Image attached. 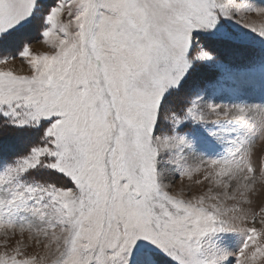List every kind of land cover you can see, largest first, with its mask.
Listing matches in <instances>:
<instances>
[{"label": "snow or ice", "instance_id": "6c2138e0", "mask_svg": "<svg viewBox=\"0 0 264 264\" xmlns=\"http://www.w3.org/2000/svg\"><path fill=\"white\" fill-rule=\"evenodd\" d=\"M0 264H264V0H0Z\"/></svg>", "mask_w": 264, "mask_h": 264}, {"label": "rangeland", "instance_id": "374dc122", "mask_svg": "<svg viewBox=\"0 0 264 264\" xmlns=\"http://www.w3.org/2000/svg\"><path fill=\"white\" fill-rule=\"evenodd\" d=\"M249 19H256V17L255 16H249ZM41 45L39 44V43H37V44H34V47H37V48H39ZM15 64L17 65V67H19L20 65H21V61H19V60H17V61H15ZM197 178H199V177H197ZM27 235V234H26ZM17 238H19L18 236L17 237H15V238H13L14 240L15 239H17ZM35 251H41L40 249H35V248H30V249H28V252H35ZM42 254V253H41Z\"/></svg>", "mask_w": 264, "mask_h": 264}]
</instances>
